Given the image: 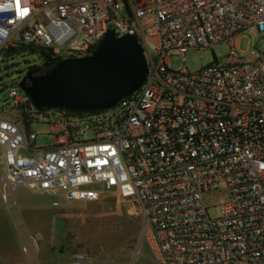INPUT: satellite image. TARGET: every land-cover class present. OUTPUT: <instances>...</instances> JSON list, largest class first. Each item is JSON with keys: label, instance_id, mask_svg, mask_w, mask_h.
Wrapping results in <instances>:
<instances>
[{"label": "built area", "instance_id": "obj_1", "mask_svg": "<svg viewBox=\"0 0 264 264\" xmlns=\"http://www.w3.org/2000/svg\"><path fill=\"white\" fill-rule=\"evenodd\" d=\"M252 28L264 35V0H0V65L29 51L82 58L114 31L137 38L149 68L129 99L96 113H41L11 87L28 126L0 116L2 198L19 186L69 203L110 194L140 216L156 264H264V49L237 50ZM221 42L223 62L185 66ZM34 114L51 145H37ZM67 264L106 263L77 253Z\"/></svg>", "mask_w": 264, "mask_h": 264}, {"label": "rangeland", "instance_id": "obj_2", "mask_svg": "<svg viewBox=\"0 0 264 264\" xmlns=\"http://www.w3.org/2000/svg\"><path fill=\"white\" fill-rule=\"evenodd\" d=\"M255 49L263 51L264 35L255 28L244 30L238 39L239 56L247 58ZM229 52L226 42L213 49L192 50L184 57L185 66L196 71L216 59L223 62ZM44 59L40 51H29L0 65V116L17 118L22 127H27L22 112L11 108L8 93L32 66H42ZM169 64L171 69L180 70L184 65L183 57L171 55ZM34 118L29 128L39 132L37 145H51L47 117L34 114ZM1 178L0 163V264H67L77 253L106 264H156L141 239L140 216L129 214L114 196L106 194L96 202L69 203L57 193L43 194L19 186L5 201ZM215 201L208 209L212 218L220 216L216 206L220 199ZM25 202L35 206L36 213L44 216V226L35 228L38 232L32 230L25 218L24 211L28 209Z\"/></svg>", "mask_w": 264, "mask_h": 264}, {"label": "water", "instance_id": "obj_3", "mask_svg": "<svg viewBox=\"0 0 264 264\" xmlns=\"http://www.w3.org/2000/svg\"><path fill=\"white\" fill-rule=\"evenodd\" d=\"M42 75L32 71L18 84L36 111L76 114L111 109L129 99L145 82L149 68L137 38L109 31L82 58L46 59Z\"/></svg>", "mask_w": 264, "mask_h": 264}, {"label": "crops", "instance_id": "obj_4", "mask_svg": "<svg viewBox=\"0 0 264 264\" xmlns=\"http://www.w3.org/2000/svg\"><path fill=\"white\" fill-rule=\"evenodd\" d=\"M24 201H26V199ZM14 203H16V202H14ZM25 205H28V206H26V207H28V209L24 211L26 213L25 218L29 222V226L32 228V230L36 231L35 228L43 227L44 226V224H43L44 216L42 214L36 213L38 210L35 208V206H33L31 204H27V202H25ZM42 217H43V219H42ZM38 231H36V232H38Z\"/></svg>", "mask_w": 264, "mask_h": 264}, {"label": "trees", "instance_id": "obj_5", "mask_svg": "<svg viewBox=\"0 0 264 264\" xmlns=\"http://www.w3.org/2000/svg\"><path fill=\"white\" fill-rule=\"evenodd\" d=\"M23 50H25V49H23ZM41 53H42L43 56H46V52L45 51H41ZM46 70L47 69H44V68H42V66H38V65L37 66L34 65V66H32L30 68V71H32V73L34 75H42V74H44L46 72ZM26 125L28 126V123H26Z\"/></svg>", "mask_w": 264, "mask_h": 264}]
</instances>
